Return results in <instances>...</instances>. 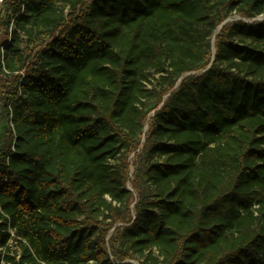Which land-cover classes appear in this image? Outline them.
I'll use <instances>...</instances> for the list:
<instances>
[{
  "label": "trees",
  "instance_id": "16d2710c",
  "mask_svg": "<svg viewBox=\"0 0 264 264\" xmlns=\"http://www.w3.org/2000/svg\"><path fill=\"white\" fill-rule=\"evenodd\" d=\"M0 9V264H264V0Z\"/></svg>",
  "mask_w": 264,
  "mask_h": 264
},
{
  "label": "rangeland",
  "instance_id": "374dc122",
  "mask_svg": "<svg viewBox=\"0 0 264 264\" xmlns=\"http://www.w3.org/2000/svg\"><path fill=\"white\" fill-rule=\"evenodd\" d=\"M0 16L1 17H3V13H2V10L0 9ZM262 20H264V14L263 15H261V16H258L256 19H254V20H247V19H244V18H242V17H240V16H238V15H231L230 17H228L220 26H219V28L217 29V31H216V33L221 29V27L224 25V24H227V23H231V22H234V21H244V22H247V23H251V22H253V21H262ZM164 64H165V62H163ZM147 72V74L149 75V78H150V80H151V82H153V84H156V78L158 77V75H154V71L153 70H149V71H146ZM147 88H151V86L150 85H148L147 86ZM156 104L154 103V100L153 101H147V103H146V108H145V110L146 111H150V110H152V108L155 106ZM153 114H154V112L153 111H151V112H149V114H148V117H147V121L151 118V117H153ZM148 133V125H147V122L145 123V125H144V128L142 129V135L139 137V143H140V147H139V149L136 151V153L140 150V148H141V146H142V144L144 143V141H145V137H146V134ZM133 155L134 154H132L131 155V157H130V160H132V162H133ZM134 171V169H131V172H133ZM127 188H128V190H130V191H132V189H131V187L129 186V185H127ZM149 209H151L150 207H148V206H141V208H140V210L142 211V210H149ZM133 213L134 214H136V211H135V209L133 210Z\"/></svg>",
  "mask_w": 264,
  "mask_h": 264
},
{
  "label": "built area",
  "instance_id": "2783aa9c",
  "mask_svg": "<svg viewBox=\"0 0 264 264\" xmlns=\"http://www.w3.org/2000/svg\"><path fill=\"white\" fill-rule=\"evenodd\" d=\"M10 234H11L12 237H14V234H13L11 231H10ZM10 244H11V245L14 244L13 240L10 241Z\"/></svg>",
  "mask_w": 264,
  "mask_h": 264
},
{
  "label": "water",
  "instance_id": "95a60500",
  "mask_svg": "<svg viewBox=\"0 0 264 264\" xmlns=\"http://www.w3.org/2000/svg\"><path fill=\"white\" fill-rule=\"evenodd\" d=\"M1 1V0H0Z\"/></svg>",
  "mask_w": 264,
  "mask_h": 264
}]
</instances>
